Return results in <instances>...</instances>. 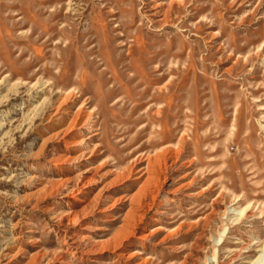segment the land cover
Returning <instances> with one entry per match:
<instances>
[{"label": "rangeland", "instance_id": "374dc122", "mask_svg": "<svg viewBox=\"0 0 264 264\" xmlns=\"http://www.w3.org/2000/svg\"><path fill=\"white\" fill-rule=\"evenodd\" d=\"M3 120L0 264L264 252V0H0Z\"/></svg>", "mask_w": 264, "mask_h": 264}, {"label": "bare ground", "instance_id": "6f19581e", "mask_svg": "<svg viewBox=\"0 0 264 264\" xmlns=\"http://www.w3.org/2000/svg\"><path fill=\"white\" fill-rule=\"evenodd\" d=\"M131 55V54H130ZM131 66V65H130ZM128 68V67H127ZM118 84V83H117ZM44 85H45V83L44 82H41L40 80H37L36 82H34L33 84H31V87L29 88V92H30V90H31V92L30 93H32V96H36V95H38L39 93H40V91L41 90H43L44 89ZM119 88V87H118ZM17 92H18V90H17ZM62 92V91H61ZM70 93L69 92H62V95L60 96V100H58L59 101V103L57 104V106L55 107V111H54V122L56 121V119H57V117H56V115H57V113L59 114V112H62L63 110L65 111V109H67L66 108V103L70 100L71 101V95H69ZM38 97V96H37ZM37 99V98H36ZM45 99V98H44ZM43 99V100H44ZM34 100V99H33ZM42 100V101H43ZM75 102V101H74ZM41 103V101H39V102H37V104L36 105H34V107H38V105ZM55 105H56V103H55ZM71 106V105H70ZM71 108V107H70ZM85 108V107H84ZM50 109V108H49ZM30 110V109H29ZM67 110H69V109H67ZM84 111V110H83ZM28 112V111H27ZM70 113V112H69ZM74 113V112H73ZM83 113V112H82ZM79 114V113H78ZM71 115V114H70ZM28 116H29V114H28ZM82 116V115H81ZM48 118L51 120H53V116L52 115H49L48 116ZM68 118V117H67ZM83 118H84V116H83ZM85 119V118H84ZM87 119V118H86ZM84 120L85 122H84V124L86 123L87 125H88V120ZM29 119H28V117L26 118L25 117V119H24V124H25V122L27 123V121H28ZM63 120V119H62ZM64 121H65V118H64ZM69 122V121H68ZM75 123H76V121L75 122H72L70 125H68V128H72L74 125H75ZM91 123V122H90ZM93 123V122H92ZM91 123V124H92ZM24 124H21V125H19V126H24ZM5 125V121L3 120V121H1L0 122V128L1 127H3ZM26 125V124H25ZM70 126V127H69ZM74 129V128H73ZM79 130V129H78ZM84 130V129H83ZM66 131V130H65ZM68 131H70V130H68ZM67 132V131H66ZM9 133V131L8 130H6V131H4V133H3V136H5L6 134H8ZM56 134V133H55ZM186 136H184V138H185ZM186 141V140H185ZM73 147H78V146H74V145H72ZM86 146H84V148H85ZM84 148H79V151H80V153L77 155V159H80V158H82L83 156H85V154H86V150H84ZM78 149V148H77ZM139 160V159H138ZM160 162V158L158 159V158H156V159H149V161L147 162V164H148V166L147 167H149L150 165H152V164H154V163H159ZM165 162V161H164ZM152 166H154V165H152ZM249 207H246L245 209L247 210ZM247 213L248 214H251V211L249 210H247ZM246 213V214H247ZM221 229V228H220ZM219 229V230H220ZM4 230V229H3ZM222 230H224V229H222ZM0 232H2V230L0 229ZM225 232V231H224ZM218 233H220V232H218ZM221 234V233H220ZM218 235V234H217ZM219 239V236H216V239ZM264 259V252L263 253H261L259 256H258V259L256 260V261H253L252 262V264H256L259 260H263Z\"/></svg>", "mask_w": 264, "mask_h": 264}]
</instances>
